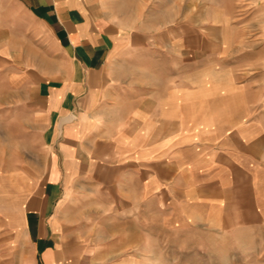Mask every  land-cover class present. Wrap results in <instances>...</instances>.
<instances>
[{
    "label": "crops",
    "instance_id": "0c3cea01",
    "mask_svg": "<svg viewBox=\"0 0 264 264\" xmlns=\"http://www.w3.org/2000/svg\"><path fill=\"white\" fill-rule=\"evenodd\" d=\"M165 1L0 0V264H145L151 223H264V78L220 10L141 18Z\"/></svg>",
    "mask_w": 264,
    "mask_h": 264
},
{
    "label": "rangeland",
    "instance_id": "374dc122",
    "mask_svg": "<svg viewBox=\"0 0 264 264\" xmlns=\"http://www.w3.org/2000/svg\"><path fill=\"white\" fill-rule=\"evenodd\" d=\"M188 3L197 12L194 19L201 28L219 25V15L215 10L227 14L226 19L233 26V38L240 40L239 46L233 49V55L236 57L245 52V74L260 72V78H264V0H174L173 4L165 1L164 7H175L177 4L179 13L147 15L141 18L151 25L160 23V20L164 23L183 21L187 19V16L183 15V7ZM260 83L264 86V79H261ZM148 210L149 216H168L167 211L162 214L159 209ZM150 229L154 238L149 241L147 255L142 257L145 264H264V223L227 233L209 232L186 225L176 226L169 222L164 226L151 223L149 231ZM155 232L158 238L155 237ZM76 258L69 257V263H75ZM115 258L117 261L128 257ZM81 259V264L114 263V257L93 256Z\"/></svg>",
    "mask_w": 264,
    "mask_h": 264
}]
</instances>
